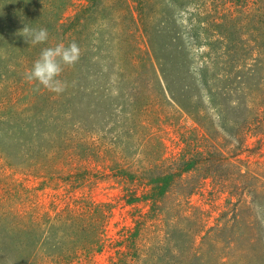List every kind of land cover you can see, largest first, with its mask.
<instances>
[{"label": "rangeland", "instance_id": "1", "mask_svg": "<svg viewBox=\"0 0 264 264\" xmlns=\"http://www.w3.org/2000/svg\"><path fill=\"white\" fill-rule=\"evenodd\" d=\"M0 264H264V0H0Z\"/></svg>", "mask_w": 264, "mask_h": 264}, {"label": "clouds", "instance_id": "2", "mask_svg": "<svg viewBox=\"0 0 264 264\" xmlns=\"http://www.w3.org/2000/svg\"><path fill=\"white\" fill-rule=\"evenodd\" d=\"M25 41L32 45L46 44L49 33L46 28L31 29L25 26L19 33ZM81 57L80 46L72 42L69 45L63 43L54 47H44L40 56L32 67L25 73V79L29 83H35L57 95L67 90L68 84L61 79L65 68H74Z\"/></svg>", "mask_w": 264, "mask_h": 264}]
</instances>
